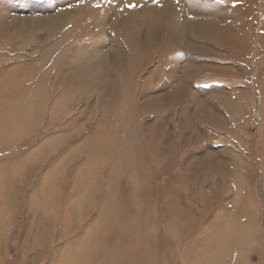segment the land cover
<instances>
[{"label":"rangeland","instance_id":"rangeland-1","mask_svg":"<svg viewBox=\"0 0 264 264\" xmlns=\"http://www.w3.org/2000/svg\"><path fill=\"white\" fill-rule=\"evenodd\" d=\"M0 86V264L86 257L102 209L124 226L140 212L122 238L136 233L131 262L264 264V0H0ZM224 160L243 162L255 205L243 256L222 217L233 222L246 191ZM179 175L186 188L167 190ZM89 182L94 208L64 237L66 202ZM51 184L55 209L42 200ZM177 194L172 223L164 202Z\"/></svg>","mask_w":264,"mask_h":264},{"label":"bare ground","instance_id":"bare-ground-1","mask_svg":"<svg viewBox=\"0 0 264 264\" xmlns=\"http://www.w3.org/2000/svg\"><path fill=\"white\" fill-rule=\"evenodd\" d=\"M5 92H8V88L0 86V97H1V94L5 93ZM16 122H17V119H16ZM112 139L113 138L111 137L107 142H105L103 144V146H102L103 148L100 149L101 154L106 158H108L107 149L110 148L114 142V140H112ZM113 148H114V145H113ZM172 152H173V149H172V147H170L168 150V153L172 154ZM224 161L226 162V160H224ZM220 162H222V161H220ZM200 163L201 162L197 163V165H199L197 167H200L199 171H198V169L195 171V173H197V174L191 175V177H192L191 182L192 183L197 182L198 180H200L202 178V176H204V173H202V170L205 169L204 167L206 164H203V163L200 164ZM242 163L236 162V164H233V163L226 162V163H222L223 165H218V167H224L227 165L236 167V173L237 174L235 173L234 178L238 177L239 179H241L243 181L244 178H242L243 177V175L241 174L242 172L239 171V170H241ZM220 169H222V168H220ZM217 173H218V171H217ZM89 174L91 175V173H89ZM187 181H188V179L181 178V175H179L177 178L172 180V184L170 186H167V190L172 189V191L173 190L175 191L178 186H180L181 189L183 190L186 188L185 183ZM244 181H243L244 186H242V189L246 191V193H245L246 196L243 197L241 193L239 194V196L238 195L235 196L237 198L235 205L236 206L239 205V207L238 208L235 207L236 209L232 210L233 217H232L231 221H233V222H230L228 217L227 216L225 217V214L222 217L223 221L226 224H228L229 226H232V228L235 227L234 229L238 233L237 238L239 241H241V245L238 244V248H241V253H240L241 256L244 255V252L246 251L247 248L248 249L251 248V249L255 250V246L250 243V240L254 241L258 238L257 218L255 216V211H253L255 205H254V202L251 201V199H250L251 195L249 193L248 179H246V182H244ZM175 184L177 185V187H175ZM88 185L90 186V189L84 190L83 191L84 194H82L83 192L80 191V193H81L80 197H79V199L76 200L74 205H72L73 203L71 202V199L69 200V202H66L67 206H65V209L62 211V213L64 215H66V219L63 220L64 221V223H63L64 233L63 234H66V235H63L64 237L72 234L74 232L73 231L74 228L77 225V224L75 225L76 221H78L79 218L81 220L82 218L86 217L87 213L91 212V210L94 208V207L92 208L91 203H92V199L95 197L96 189L93 190L94 185L91 184L90 182L86 185V187ZM213 186L215 187V189L219 187L215 181V178L213 179ZM178 190H180V188ZM6 192H5L6 196L11 195L10 190H7ZM133 193L135 194L136 192H133ZM176 198H179L178 194H177ZM176 198L166 199V201L164 202L165 203L164 207L166 209H168L167 214L171 211L170 214H171L172 220H173V218L175 219V217H176V215H175L176 211L174 209H169V208H175V207L179 206L178 205L179 201L180 202L182 201L180 198L179 199H176ZM42 200H43V202L46 200L45 205L48 207V209H50V207L55 209V206H60V204L62 202V198L60 197V193H57L55 186H53L52 184L51 185H45V188L42 190ZM145 200H147L146 197L140 198L139 200L136 199L135 203H134V207H136L140 203L145 202ZM237 203H239V204H237ZM129 204H130V202H129ZM111 208H113V209L116 208L117 212L121 216H124L122 213L124 211H126L125 205L123 203H121L120 201H118ZM135 211H132V214H130V217H127V221H124V224H125V226H124L122 224V222L120 223L121 219L116 218L115 220H113V218H110L108 216V210L102 209V211H101L102 219H101L100 223L97 225V228L94 230V232L88 234L87 239L85 240V243H84V246L87 248V249L85 248L84 251H86V253L88 255L86 257L82 258L80 256V254H77L76 256H75V253H73L72 255L65 254L64 258H62V264H99V256H102L104 258L102 263H105V264H139V262L141 260L140 256H138V257L134 256L133 257L134 261L133 262L130 261V259L132 258V256L130 257V253L135 254L138 252L137 249H133V246H137V242L135 241L136 233H133V236H132L133 242H131V243L124 242V240L122 239L128 230L129 224H131L133 222H139V220H141L140 212L136 209H135ZM238 211L244 213L243 214L244 220L238 216L239 215ZM182 215H183V210L180 211L179 217ZM249 215H251V216L249 217ZM149 218H152L151 214L149 215ZM223 221H220L217 223L222 222V224H223ZM42 222L43 221H41V223ZM47 222H49V221H47ZM173 222H174V220L172 221V223ZM72 224H74V225H72ZM170 224H171V221L170 220L167 221V226H169ZM107 227L109 229H107V232H105V234L108 236L106 237V240L104 241V239L101 237L102 235H99L97 230L102 229V228H107ZM70 228H73V230L70 232H66ZM131 228H132V226L130 225L129 229L131 230ZM147 237L149 238L148 240H152V234L150 231L146 234V238ZM88 243H89V246L87 247ZM128 245H131L132 249L128 250V248L126 247ZM147 249L149 251L152 250L149 246L147 247ZM153 251L155 252L156 250L153 249ZM115 253H120L121 255H123L124 260L121 263L120 262L115 263L114 261H112V255ZM160 253H161V251H160ZM196 253L197 252H195L193 254L191 264H195L194 260L196 258ZM151 258H152V260L149 259L148 264H160L157 261H155L153 255H151Z\"/></svg>","mask_w":264,"mask_h":264},{"label":"snow or ice","instance_id":"snow-or-ice-1","mask_svg":"<svg viewBox=\"0 0 264 264\" xmlns=\"http://www.w3.org/2000/svg\"><path fill=\"white\" fill-rule=\"evenodd\" d=\"M156 2L158 3L159 2V0H156ZM129 7H136V5H132V4H130V5H128Z\"/></svg>","mask_w":264,"mask_h":264}]
</instances>
